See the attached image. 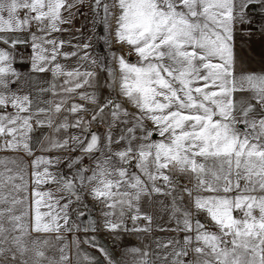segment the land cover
Returning <instances> with one entry per match:
<instances>
[{
	"label": "snow or ice",
	"instance_id": "6c2138e0",
	"mask_svg": "<svg viewBox=\"0 0 264 264\" xmlns=\"http://www.w3.org/2000/svg\"><path fill=\"white\" fill-rule=\"evenodd\" d=\"M0 45V264H124L101 230L169 234L132 264H264V0H0Z\"/></svg>",
	"mask_w": 264,
	"mask_h": 264
},
{
	"label": "rangeland",
	"instance_id": "374dc122",
	"mask_svg": "<svg viewBox=\"0 0 264 264\" xmlns=\"http://www.w3.org/2000/svg\"><path fill=\"white\" fill-rule=\"evenodd\" d=\"M83 11H85V13L87 14L88 13V9L85 7L83 9ZM87 20L84 19L81 24L79 23V27H84V28H87ZM73 24H75L74 22L72 24H68L67 26H73ZM77 25V24H76ZM66 26V25H64ZM77 27V26H76ZM75 30H77V28H75ZM81 30V28H80ZM87 36L90 34L89 33V29L87 28ZM99 29H97L98 31ZM72 34L71 31H66V32H63V33H55L54 36L57 38V39H63V36L64 34ZM21 38H24V37H21ZM253 38H257V37H253ZM19 46H26V45H19ZM18 46V47H19ZM27 47V53H28V56L31 52V49L30 47L26 46ZM65 49V48H64ZM63 49V50H64ZM94 49L95 51L93 52L94 55L96 54H103L101 48L99 45L95 44L94 43ZM63 60H61L62 62ZM15 65L19 66L20 68V73L21 75H23L22 77L26 80V78L28 77L29 73H31L30 71V61L28 60H25L23 62H20L16 59V63ZM43 75L46 80L42 77H37V87H47V83L46 81H48L51 77L49 75L46 76V74H40L39 76ZM49 76V77H48ZM24 90L27 91L28 90V86H24ZM79 102V101H78ZM69 103H71V101H69ZM81 103V102H79ZM89 107H91V105H88ZM66 114V113H65ZM60 119H62V117L58 118L57 119V123H59ZM50 129L48 128H44L42 130H38L36 135L40 138H42L44 135H48L50 133ZM61 135H63V133H61ZM37 148H38V145H35ZM41 154L40 152L37 153V155ZM4 155H14L13 153H3V152H0V156H4ZM22 155V153H21ZM26 159H29V158H26ZM44 187V186H42ZM164 220L166 221L167 220V217L165 216L164 217ZM159 222V221H158ZM80 239L83 240L85 239V234L84 233H79L78 234ZM167 233H162V232H159V231H154L153 233L147 235V236H143V235H136V234H126V235H122V236H118V237H113L116 241V243L119 245V249L118 251H114V250H111L109 247H107L102 241L101 239L99 238V235L96 234V239L97 241L102 244L103 246L107 247L110 251H113L117 256H119L121 259H123L124 261V264L126 263H129V264H132V260H133V256L131 254H127L125 255V249L121 248L120 245L123 244V243H127L129 247L131 246H137V247H143V246H148V245H152L153 244V241L159 237V238H166L167 237ZM68 239L69 241L71 242L73 237L72 235H69L68 236ZM54 252V250H53ZM80 252L81 253H88L89 255H96L97 253H95L94 250L90 249L86 244H81L80 245ZM49 255L51 254L52 255V251H49L48 253ZM72 254H73V264H76V262H80L76 259V248L75 246L72 247Z\"/></svg>",
	"mask_w": 264,
	"mask_h": 264
},
{
	"label": "crops",
	"instance_id": "0c3cea01",
	"mask_svg": "<svg viewBox=\"0 0 264 264\" xmlns=\"http://www.w3.org/2000/svg\"><path fill=\"white\" fill-rule=\"evenodd\" d=\"M73 22L75 23V24H73V26H64L65 28H67L68 29V31L70 30L71 31V33L72 34H69V32H68V34L66 33V34H64V36H63V39L65 40V41H71L72 42V44H76V43H79V42H82L83 41V39H84V37H86L87 36V28H84V27H79V23L81 24V22H77L75 19L73 20ZM77 24V25H76ZM77 26V27H76ZM75 28H77V29H80L81 28V31L83 32V35H81V31H77V30H75ZM253 40L254 41H258L259 40V37H257V38H253ZM237 44H238V48L239 47H243L244 49H245V51H247V44L244 42V41H241V40H238L237 41ZM0 46H2V45H0ZM64 51H71V50H73L72 49V47H71V45H69V44H65V46H64ZM249 55H253L252 53H248ZM133 59H135L134 57H133ZM61 63H64V64H66V65H68V66H75V63H76V61H75V58H73V59H70V60H67V61H62ZM253 68H255V69H259L260 68V48H259V44H257L256 45V53H255V56H254V62L252 63V65H251ZM15 67L17 68V71L18 72H20V67L19 66H17V65H15ZM40 74H35V73H29V75H28V77L29 76H31L32 77V81H33V85H32V87L34 88V87H37V77H42V79L44 78L45 80H46V78L43 76V75H41V76H39ZM47 75H49L50 77H51V74L50 73H48V74H46V76ZM23 76V75H22ZM48 76V77H49ZM27 77V78H28ZM23 78V77H22ZM26 78V79H27ZM24 79V78H23ZM27 86V85H26ZM28 90H30L29 89V86H28ZM27 90V91H28ZM79 102H81V103H85L84 101H79ZM70 119H71V117H69ZM70 132H76L77 130H75V129H70L69 130ZM100 131H103V129L102 130H100ZM63 135H64V133H63ZM158 138V137H157ZM37 153H39V151H37ZM46 155H47V153H45ZM73 155L74 156H76V155H79V153H73ZM83 163H86V165L88 166L89 165V158L88 157H85L84 158V160H83ZM61 167V169L63 170V171H65V172H67L68 170H67V168H65L63 165H61L60 166ZM56 185L55 184H49V185H45L43 188H44V190H47V189H51L52 191H56ZM57 194H59V193H57ZM89 203H90V200H89ZM69 235H71V234H69ZM115 238V237H114ZM68 241H69V239H68ZM70 242V241H69ZM54 254V252L52 251V255ZM51 255V254H50ZM76 264H80V262H76ZM126 264H129V263H126Z\"/></svg>",
	"mask_w": 264,
	"mask_h": 264
},
{
	"label": "built area",
	"instance_id": "2783aa9c",
	"mask_svg": "<svg viewBox=\"0 0 264 264\" xmlns=\"http://www.w3.org/2000/svg\"><path fill=\"white\" fill-rule=\"evenodd\" d=\"M85 13V11H83ZM86 14V13H85ZM85 18L84 16L82 15H77L75 17V20L77 22H81L83 21ZM16 56H17V60L20 61V62H23L25 60H27L28 58V53H27V47L26 46H19L17 49H16V52H15ZM95 128V126H94ZM103 128H101L100 130H102ZM84 166H87L86 163H83ZM93 216L94 217H98L99 216V213L98 211H95L93 210L92 212ZM99 235V238L101 239V241L107 246L109 247L111 250H114V251H118L119 249V245L116 243L115 239L110 236L108 233H106L105 231L101 230L97 233H95V235Z\"/></svg>",
	"mask_w": 264,
	"mask_h": 264
}]
</instances>
